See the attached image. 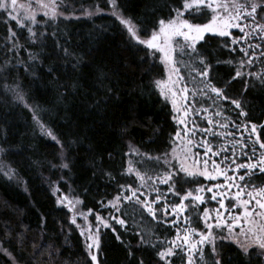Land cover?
I'll return each mask as SVG.
<instances>
[{
	"label": "trees",
	"instance_id": "16d2710c",
	"mask_svg": "<svg viewBox=\"0 0 264 264\" xmlns=\"http://www.w3.org/2000/svg\"><path fill=\"white\" fill-rule=\"evenodd\" d=\"M60 1L62 11L75 18L38 17L35 24L26 21L27 27L21 28L16 20L9 21L7 11L0 9V264H92L79 232L68 221V213L57 204L60 194L79 200L81 210L91 209L92 215L109 219L113 210L108 202L123 194L121 186L131 185L143 192L149 202L159 194L161 203L153 207L160 209L165 206L170 185H153L148 177L155 179L168 171L179 172L176 187L181 196L189 191L195 194L198 187L205 185L202 178L180 171L172 156L177 146L172 136L178 127L169 102L154 84L165 77L160 54L127 38L112 16L94 14L107 10L109 0ZM182 3L183 0H117V10L130 17L142 29L140 37L146 38L160 19L175 17L174 9L182 8ZM204 12L195 14L194 20L186 13L184 19L207 23L211 12ZM28 27L50 38L45 41L40 36L34 44ZM53 33L59 44L68 49L67 56L56 47ZM241 44L232 45V37L207 35L197 49L211 63V77L218 86L232 80L237 69L242 72L241 77L232 81L227 94L243 99L249 116L238 117V110L230 101L216 100L215 105L237 123L257 124L258 135L264 142V47H253L249 52L252 61L247 63L248 57L240 51ZM243 47L248 48L245 44ZM198 59L181 55L180 49L174 54L175 66L185 77L182 83L195 94V100L208 104L215 97L202 95L199 78L192 79L195 73L191 68H203L196 63ZM229 60L233 63H226ZM242 60L245 63L241 68ZM73 64L78 66L73 69ZM49 68L55 71L49 74ZM16 91L23 100L17 98ZM34 114L45 125L44 134L33 119ZM49 130L51 135L47 134ZM53 136L66 145L63 153L68 169L52 167L53 163L59 165L61 153ZM165 154L167 164L163 159L156 161V157ZM149 156L153 159L148 160ZM129 167L133 169L131 174L127 172ZM8 169L15 170V178L9 180L4 176ZM137 172L145 177L144 187L140 186ZM176 179L174 176L173 181ZM246 181L252 188L264 187V174L257 172ZM57 183L60 191L53 196ZM166 199L170 210L180 203V196L168 195ZM119 208L117 217L125 225L113 223L100 232L98 263L128 264L126 247H130L137 261L142 258L145 264H165L156 253L175 238L182 222L175 227L166 226L160 222V211L153 219L133 200L123 201ZM204 209V205H196L183 213L191 227L202 229ZM167 219L171 221L173 217ZM113 228L123 243L116 240ZM17 233L26 239L24 245L19 243ZM141 237L146 243H141ZM158 242L163 243L154 249L152 244ZM217 250L222 264H249V256L231 242L217 243ZM249 251L251 264H260L256 251ZM210 253L211 248L207 247L198 264H211ZM171 260L172 264H186L183 252Z\"/></svg>",
	"mask_w": 264,
	"mask_h": 264
},
{
	"label": "snow or ice",
	"instance_id": "6c2138e0",
	"mask_svg": "<svg viewBox=\"0 0 264 264\" xmlns=\"http://www.w3.org/2000/svg\"><path fill=\"white\" fill-rule=\"evenodd\" d=\"M12 9L15 10L17 0H10ZM39 7L41 9H49L50 5L48 3H44L43 0H38ZM109 3L113 7V15L116 16L117 20H119L120 24L124 26L127 30L129 35L136 41L137 44L144 45V47L148 50H152L154 52L162 53L161 62L165 66V71L168 73H175L176 80L173 81L171 75L168 76V80H155L154 84L157 89H159L160 95L168 101L170 98V102L172 105L173 116L172 119L178 124L183 125V128L177 130L174 135L172 136L173 142L176 138L184 136L188 137L187 143L189 145L192 144V137L196 136L198 133L208 134L212 131L213 128L220 127V128H227L228 124H220L214 122L213 119L207 118V125L209 127L200 128L199 125L195 124L194 122L189 126V116H202L204 113H207V108H202L200 111H196L194 107H190L187 103L188 98V88L186 83H181L185 81V77L181 76L180 68L175 66V61L173 59L172 53L176 50L175 46H179L181 55L188 56L190 59H194L199 57L196 60V63L199 65H203V68H196L192 67L191 71L195 73L192 77L193 80L199 78V82L202 84V87L199 89V92L204 96L215 97L213 99V103H216V100L220 101H230V103L234 106L235 110H238L237 116L242 118H247L249 116V112L246 110V104L243 99H236L231 98L228 96V88L231 85L232 81L236 80L237 78L242 76V72L237 69L235 75L232 77V80L226 81L224 86H218L216 83L213 82L211 77L212 65L211 63L204 58V54L200 53L197 49V44L201 41L205 40L206 34H213L218 35L220 37H229L231 35L230 30L232 28H239L241 33H244V36L241 38L244 43H247V38L251 35V32H245V26L241 25V21H248L251 19L252 21L256 20V17L259 15V12H264V4L258 3L257 0H247L246 3L240 4L236 2V0H232L231 3H221L220 0H183L182 8H176L174 11L176 12V16L170 19H160L157 24L152 26V31L150 36L147 39H140L139 33L142 29L137 27V24L133 22V20L128 17L126 18L122 12L117 11L118 5L117 0H109ZM0 9L4 11H8L9 3L8 0H0ZM208 9L211 12V18L208 23L197 24L190 22L188 19H184L183 17L185 14L192 15V19L196 18L195 14H205L204 10ZM57 13L54 10V0L51 10V15L55 16ZM44 15H49V11H45ZM16 20L17 24L21 27H27L25 23H22L18 16L11 15L9 13V21ZM24 20L30 21L31 23H36V16L34 12H29L24 16ZM252 32H256L258 34H264V23H257L251 29ZM28 32L30 33V37L32 43H36L37 39L42 36L43 39L46 41L50 37L43 33H38L37 31H33L31 27H28ZM10 34L12 37H15L16 34L11 32ZM56 40V47L61 48L64 52L65 56L68 55V49L63 48L60 44L58 39L56 38V34L53 33L52 37ZM179 38H182L184 41L183 44H180ZM240 43L239 40L233 37L232 45H236ZM13 45L15 46V40H13ZM256 47H264L261 45H256ZM253 46L248 44V48H244L243 44H241L240 51L244 53L245 57H248L247 63H251L252 57L249 56V52L252 50ZM234 50V49H233ZM264 54V53H262ZM59 58V57H58ZM143 62V60L141 61ZM226 63L232 64L233 61L229 60ZM245 61L240 62L241 68L244 66ZM78 65L73 64V69H75ZM187 66V65H186ZM190 67V66H189ZM55 71L54 68H49V74ZM249 75H255L254 73H250ZM264 80V77L261 78ZM19 87V86H17ZM15 91L14 89H10ZM247 84L245 86V93L247 92ZM16 96L18 99L23 100V96L16 91ZM195 102V94H193ZM183 98L184 104L178 107L180 103V99ZM28 107V105H25ZM30 111H34L33 109H29ZM216 116H221L222 113L217 111L215 113ZM33 119L37 120V123L40 126L42 134L45 133V125L40 123L36 115H33ZM233 127L240 132H247L249 137L257 134L258 125L255 123L251 124L249 129V125L247 123L237 124L235 121H231ZM48 135H51L50 130L47 131ZM217 134V133H214ZM229 135H233L229 133ZM56 140V143L60 145L61 153H60V163L57 165L56 163L52 164L53 168L59 167L62 169H68L69 163L65 162L63 150L66 145L58 140L55 136L52 137ZM243 137L241 140L236 141L233 144V148L237 147L242 143ZM259 144L260 149H264V142H261L260 136L256 135V139L253 141V145ZM204 149L203 151V159L202 162L197 160L196 164H201L203 170H189V168L184 167L181 165L180 171L186 173L189 177L201 176L207 181H215L217 177L223 175L225 183L220 184L216 183L213 184L211 187H198L195 190V195L193 192L189 191L183 196L180 195L179 189L176 185L179 183V172H172L168 171L163 176H158L155 179L152 177H148L147 180H150L153 185L159 183L164 185H170L168 188L167 193H165V206L163 208L157 209L154 208L153 205H159L161 203V197L157 194V197L154 201L149 202L147 199L141 201V196L144 193H139L138 190H134L131 185L127 188L123 186V194H118L112 201L108 202V207L114 208L117 212H119V202L127 201L131 202L133 198L135 199L136 203L142 204V206L148 211V213L152 216L153 219H157V211H160L163 214V220L160 221L164 223L166 226L175 227L180 221L178 219L179 216L183 215L187 211V206L185 205V201L188 200L190 197L192 200L197 201L199 203H203L205 197L200 195V193H208L211 194L210 198L212 201H217L219 204V208L216 209V216L213 217L210 215L207 209L204 210L201 219L204 221L205 229L207 231H199L196 227H191L188 217H184V223L189 225L185 227L183 232L177 229V233L174 239L167 241V247L163 248L162 250L157 251V256L159 261H164L165 264H172V257H175L180 252H183L185 256H187L186 264H193V256L195 254H200L203 258L204 256V245L211 244V253L209 254V260L211 264H222V259L220 257V253L217 250V236L219 237V241L221 244L229 239H233V242L238 245L241 251L249 256V264H251V253L249 251L250 248L255 247L259 249L257 252V260L260 264H264V227L259 229L253 230L251 227L247 231H243L241 233H234V224L232 221H239L241 220V216L239 215H231L227 213V209L224 203V197L227 193L231 192L233 188L236 189L235 196L232 197L235 201H237L240 207L244 208L243 217H249L253 215V212L249 209V204L252 201H255V204L258 206L259 209L264 210V187H256L253 186V190L248 191L247 185L242 186L240 183L236 182L233 176L228 175V172L232 173H239L240 169H247V172L244 175H239V181H245L246 177L250 181L251 177L255 175L253 170L259 169L261 174H264V151L260 152L259 158L255 159L254 162L250 158L249 162L246 164L237 163L235 159V153H233V159L230 161V166L228 169L222 168L221 164L228 163L229 157L224 156V159L221 163H217L213 157L219 156V151H214L213 147L210 145L209 141L205 137L201 138V141L197 145ZM243 148L247 149L248 144L246 142L243 143ZM223 151H227L224 149ZM256 148L255 146L252 147L251 152L252 156L255 157L256 155ZM167 154L164 157H156V161L159 162L161 159L167 164L168 161L166 159ZM148 160H152L153 157H147ZM234 165V167H231ZM133 169L129 167L127 172L131 174ZM215 173V174H213ZM16 172L13 169H8L4 172V176H6L9 180L16 177ZM109 175H111L109 173ZM137 178L142 181L141 187H144L146 183L145 177L142 176L139 172L136 173ZM177 177L175 181H173V177ZM59 184L57 183L54 187L52 192L53 196H57L59 193ZM131 193V195H128ZM219 194V199H218ZM168 195L172 196H180V203L174 204L171 206V210L168 206L166 197ZM243 195H246L248 199H241ZM66 197H58L57 204H63ZM80 201L77 200L76 203ZM102 203V202H101ZM221 209L225 210V213H221ZM72 210L71 208L69 209ZM91 209H89V214H91ZM255 215L261 216L264 218V212H256ZM172 216L173 219L169 221L167 218ZM85 220L87 216L83 217ZM116 223L120 224L121 226L125 225V221L120 219L116 216L111 217ZM98 224L95 233L91 231V226L88 228V235L86 237V248L88 251V255L91 257L92 264H98L97 262V253L100 251L101 247V237H100V225L107 228L110 227L108 223L104 221V219L97 215L96 217ZM224 219L225 222L221 223V220ZM71 224H76V219L73 218L70 221ZM77 227H80L77 225ZM218 229V233L214 235L213 230ZM227 229L228 235H223L224 230ZM112 231L116 234V240L120 243H123L121 240V236L117 232L115 228ZM19 236V243L24 245L26 243V239L23 237L22 233H17ZM81 235H84V230L81 231ZM138 235H140L138 233ZM241 235L244 236V240H241ZM11 242V240L9 241ZM141 243H146L143 237H141ZM161 243L158 242L152 244L154 249L159 248ZM127 250V262L128 264H133V261H137L135 256V252L130 248L126 247ZM6 255L12 257V254L7 250L3 249ZM14 260L15 258L12 257ZM183 259V257H182ZM137 264H145V261L141 258L137 261Z\"/></svg>",
	"mask_w": 264,
	"mask_h": 264
},
{
	"label": "rangeland",
	"instance_id": "374dc122",
	"mask_svg": "<svg viewBox=\"0 0 264 264\" xmlns=\"http://www.w3.org/2000/svg\"><path fill=\"white\" fill-rule=\"evenodd\" d=\"M43 2L48 3L50 5V8L49 9H41L39 7L38 0H17L15 10H13L11 3H10V0H8L9 9L7 12L11 13V15L18 16L22 23L26 22V20H24V16L29 12H34L36 19L38 17L49 18V19H60V18L69 19V18H75L76 17L73 15H67L62 11V9H61L62 6H61L60 0H54V10L57 13L55 16L51 15L53 0H43ZM220 2L221 3H231L232 0H220ZM236 2H238L240 4H244L247 2V0H236ZM261 4H264V3H261ZM45 11H49V15L45 16L44 15ZM94 14L110 15L120 24V22H119V20H117L116 16L113 15V7L110 3H108V9L107 10H97V12ZM240 23L242 26L247 25V26H245V32L246 33L251 32V35L247 38V43H244V41L241 39L244 36V33H241L239 28H232L230 30L231 35L229 37H232V39H233V37L236 38L237 40H239L240 42H242L246 46H248V44H251L257 50H261L260 48H262V47H256V45H262V44L264 45V34H258L256 32H252L251 29L257 23H264V12H259V15L256 17L255 21H252L251 19H249L248 21H241ZM120 25L122 27V30L126 34L127 38H129L131 41L136 43V41L129 35L127 30L124 28V26L122 24H120ZM207 35H213V34L209 33V34H206V36ZM213 36H218V35H213ZM147 38L148 37H146V38L140 37V39H147ZM179 40H180V44L184 43L182 38H179ZM142 46H144V45H142ZM175 47H176V50L179 49V46H175ZM176 50L172 53L173 59H174V54H175ZM158 53L160 54L161 59H162V53H160V52H158ZM162 65L164 67V73H165L164 80L165 81L168 80V76L171 75L172 80L175 81L176 80V74L166 72L165 66L163 63H162ZM158 91H159V89H158ZM170 100H171V98L168 100V102L172 108ZM201 100L202 99L195 100V102H193L194 101L193 94L190 93V91L188 90L187 103L190 107H194L196 111H200L202 108L208 109L207 113H204L202 116L190 115L188 118L189 119V126H191V124L194 122L195 124L199 125L200 128L209 127L207 125V118H211L216 123L228 124V127L227 128H220V127L213 128L212 131L208 134H204L202 132L198 133L196 136L191 138L193 141L191 145H189L187 143L188 137L181 136V137L176 138L177 146H176V149H175L172 156L175 160H177L180 169H181V165H183L184 167L189 168V170H201V171L203 170L202 163L196 164L195 162L197 160H200L202 162L204 149L202 147L197 146V145L201 141V138L205 137V136H206V139L209 141L210 145L213 147V150L220 152L219 156L213 157V159L216 160L217 163H221L224 159V156L229 157L228 163L221 164L222 168H224V169L229 168L230 161L233 159V153H235V159H236L237 163L246 164L249 162L250 158L253 160V162L255 159H258L260 152L264 151V149L259 148V144L253 145V141L256 139V135H258V128H257V134L249 137L247 132L237 131V129L235 127H233L232 123H230L231 121H235L232 116L226 115L222 109L218 108L215 105V103L211 102V103L205 104ZM184 103L185 102H184L183 98H181L180 103L178 104V107ZM217 111H220L222 113V115L216 116L215 113ZM243 123L244 122L240 121L237 124H243ZM177 127L179 130V129L183 128V125L177 124ZM250 127H251V125H249V129H250ZM214 133H217V134H214ZM229 133H232L233 135H229ZM241 137H243L242 143L240 145H238L237 147L233 148V144L236 143V141L241 140ZM244 142H246L248 144L247 149L243 148V146H242ZM253 146H255V148L257 150L255 157L252 156V152H251V149ZM224 149H227V151L226 152L223 151ZM231 167H234V165H231ZM253 171L255 173H257V172L259 173V169H255ZM246 172H247V169H240L239 173L228 172V175L233 176L234 179H236V182L240 183L242 186L247 185L246 190L251 191V190H253V188L248 186V183L246 180L245 181H239L238 180V176L244 175ZM213 174H215V173H213ZM196 177H200L205 181V185L203 187H211L213 184H216V183H220V184L225 183L223 175L218 176L217 180L211 181V182L205 180L201 176H196ZM235 192H236V189L233 188L231 190V192L227 193L224 197V203H225V206L227 209V213H230L231 215L241 216V220L232 221V223L234 224V230H233L234 233H241L242 230L247 231L250 227L253 230L264 227V218H262L261 216L255 215L256 212H264V210L259 209L258 206L255 204V201H252L248 207L253 212V215L246 217V218L243 217L244 208L240 207L238 205L237 201L232 199V197L235 196ZM139 193L140 192H138V194ZM141 193H143V192H141ZM128 195H131V193H128ZM200 195L205 197L204 202L201 204L197 201L192 200V198L190 197L188 200H186L184 202L185 205L187 206V210H189V208L192 206L204 205L205 209H207L209 211L210 215L214 219L216 216V209L219 208L218 202L211 200V198H210L211 194L200 193ZM144 196L145 195L141 196V201H144L145 199L148 200V198L144 197ZM58 197H66V199L64 200V203L60 204L59 206L62 207L64 210H66V212L68 213L69 223L73 218L76 219V224H71V223L70 224L72 226H74V228L79 232V234L83 240V243H84V247L86 250L87 257L91 261V257L88 255V251L86 248V242L85 241H86V237L88 235L89 226H91V231L93 233H95L96 228H97V224H98L96 217L99 214L92 215V214H89V212H85V211L81 210L79 203H76V200L71 199L66 195L60 194L57 196L56 200L58 199ZM218 199H219V194H218ZM241 199H248V197L246 195H243L241 197ZM133 201H135L134 198H133ZM122 202H119V206L121 205ZM141 206H142V204H141ZM70 208L72 209L71 211L69 210ZM109 208L111 210H113V212L110 214L109 219H105L101 215H99L104 219V221L106 223H108L110 225V227H107V228H111L113 223L118 224V223H116L115 220H113L111 218L113 215L117 217L118 212L114 208H111V207H109ZM220 211H221V213H225L224 209H221ZM203 213H204V211H203ZM203 213H202V215H203ZM84 216H87L86 220L83 218ZM170 217L171 216H169L168 218H170ZM183 217H184L183 215L178 217L179 221L182 222V223L178 224L179 230L181 231V233L183 232V230L186 227L185 223L183 222L184 221ZM201 222H202V229L199 231H207L205 229L204 221L202 219H201ZM224 222H225V220L222 219L221 223H224ZM77 225H79L80 227H77ZM107 228L100 225L99 231L101 232ZM82 230H84V235H81ZM218 231H219L218 229H214L213 230L214 235H216L218 233ZM223 235H225V236L228 235L227 229L224 230ZM233 239H234V237H233ZM233 239H229V240H226L224 242H231L235 246L238 247V245L233 242ZM240 239L244 240V236L241 235ZM217 243H220L218 236H217ZM203 247H204V250L207 247L211 248V244L204 245ZM249 250H255L256 253L259 251V249H256L255 247L250 248ZM201 258L202 257L200 254H195L193 256V264H198L199 261L201 260ZM186 261H187V256H186ZM97 262H98V260H97ZM91 263H92V261H91Z\"/></svg>",
	"mask_w": 264,
	"mask_h": 264
}]
</instances>
